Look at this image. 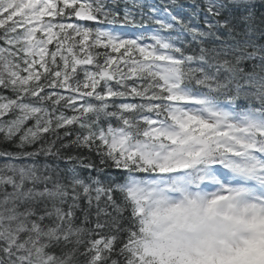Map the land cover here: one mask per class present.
Masks as SVG:
<instances>
[{"label": "snow or ice", "instance_id": "1", "mask_svg": "<svg viewBox=\"0 0 264 264\" xmlns=\"http://www.w3.org/2000/svg\"><path fill=\"white\" fill-rule=\"evenodd\" d=\"M0 264H264V0H0Z\"/></svg>", "mask_w": 264, "mask_h": 264}]
</instances>
